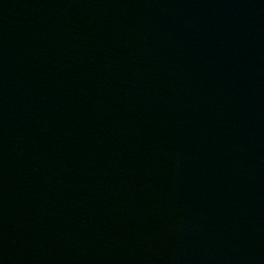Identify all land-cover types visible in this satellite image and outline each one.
Returning <instances> with one entry per match:
<instances>
[{"label": "water", "instance_id": "95a60500", "mask_svg": "<svg viewBox=\"0 0 264 264\" xmlns=\"http://www.w3.org/2000/svg\"><path fill=\"white\" fill-rule=\"evenodd\" d=\"M0 264H264V0H0Z\"/></svg>", "mask_w": 264, "mask_h": 264}]
</instances>
